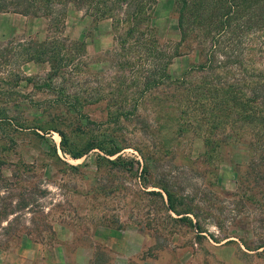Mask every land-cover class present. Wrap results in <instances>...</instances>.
I'll list each match as a JSON object with an SVG mask.
<instances>
[{
  "label": "rangeland",
  "instance_id": "374dc122",
  "mask_svg": "<svg viewBox=\"0 0 264 264\" xmlns=\"http://www.w3.org/2000/svg\"><path fill=\"white\" fill-rule=\"evenodd\" d=\"M154 6L167 48L177 12ZM48 34L0 12V264H264V143L247 146L264 135L235 123L224 92L191 87L205 43L180 46L167 71L191 68L192 85L175 88L131 78L110 18L69 7L61 37L83 44L64 75L26 59ZM238 59L264 70L253 46Z\"/></svg>",
  "mask_w": 264,
  "mask_h": 264
},
{
  "label": "trees",
  "instance_id": "16d2710c",
  "mask_svg": "<svg viewBox=\"0 0 264 264\" xmlns=\"http://www.w3.org/2000/svg\"><path fill=\"white\" fill-rule=\"evenodd\" d=\"M169 1L177 12L179 39L167 48L157 41L150 24L155 14L154 0H0V12L42 19L49 34L44 40L31 41L25 47L26 59L48 62L52 72L63 75L65 68L80 64L76 51L83 44L61 37L69 7L82 10L95 20L110 18L123 55L120 64L131 71L134 81L137 80L136 73L142 69L140 77L144 78L146 86L164 83L166 79H175L172 82L175 88L187 83L192 85V79L188 77L191 68L174 77L167 68L180 55V46L186 41L205 43L204 59L197 65L204 74L200 77L201 82L191 87L208 95L224 92V98L219 101L231 104L229 111H234L231 115L235 123L242 122L239 127L250 126L255 133L264 135V70L256 72L252 67L250 71L248 65L238 59L251 46L260 55L264 54V0ZM232 71L245 73L244 77L249 80L241 83ZM224 137L221 143L225 142ZM260 143L263 144L264 139L259 142L252 139L247 146ZM95 147L98 146L91 148ZM119 151L118 148L105 150L108 155ZM80 156L81 153L73 154L74 158ZM163 190L171 200L170 192L166 188ZM169 207H172V201Z\"/></svg>",
  "mask_w": 264,
  "mask_h": 264
}]
</instances>
